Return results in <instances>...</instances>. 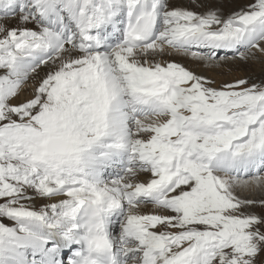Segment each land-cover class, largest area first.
Wrapping results in <instances>:
<instances>
[{"label":"snow or ice","instance_id":"obj_1","mask_svg":"<svg viewBox=\"0 0 264 264\" xmlns=\"http://www.w3.org/2000/svg\"><path fill=\"white\" fill-rule=\"evenodd\" d=\"M190 2L0 0V264H264V81L163 59H256L264 0Z\"/></svg>","mask_w":264,"mask_h":264},{"label":"rangeland","instance_id":"obj_2","mask_svg":"<svg viewBox=\"0 0 264 264\" xmlns=\"http://www.w3.org/2000/svg\"><path fill=\"white\" fill-rule=\"evenodd\" d=\"M250 2L251 0H209L204 2V4L205 7L209 8L214 5V7L220 9L225 15H227L232 11L239 10L240 8L244 7V5ZM189 4L193 7V10L196 9L194 11L201 12L202 8L193 6L190 1ZM174 56L177 57L176 55ZM228 56L232 57L233 54L229 52ZM256 57L257 58L254 60L249 59L247 61H241L238 58H230L226 60V62L228 61V65H222L220 69L209 68L207 71H205L206 73H204L203 76L215 80L217 85L222 82H230L238 78H247L250 83L264 81V54L257 52ZM163 59L165 61H173V59H171L168 55H165ZM184 61L185 60L180 58H178V60H175V62L182 63L183 65ZM197 66L199 67L200 65ZM238 194L248 199H264V189L246 191L244 192V195H241L240 193ZM146 210L148 209H145V211ZM255 211H260V209L257 208L255 209ZM3 222L9 225L11 224V221L8 220H4Z\"/></svg>","mask_w":264,"mask_h":264},{"label":"bare ground","instance_id":"obj_3","mask_svg":"<svg viewBox=\"0 0 264 264\" xmlns=\"http://www.w3.org/2000/svg\"><path fill=\"white\" fill-rule=\"evenodd\" d=\"M189 1L190 0H174V2L177 4V5H180V6H183V7H186V8H188V9H191V10H193V7L189 4ZM206 1H209V0H203V2H206ZM192 8H191V7ZM212 7H214V5L212 6ZM194 10H196V9H194ZM193 10V11H194ZM204 9H202L201 11H203ZM171 59H173V61H175V60H178V58H180V59H183V60H185L184 61V65L187 67V68H189L190 70H192V71H194V72H196L197 74H201V75H204V73H206L205 71H207L209 68H207V67H205V66H203L202 64H198V63H196V62H193V61H191V60H189V59H187V58H185V57H182V56H180V55H176L177 57H175L174 55H168ZM175 59V60H174ZM200 65L199 67L197 66V65ZM264 64V63H263ZM222 65H228V61L226 62V61H222L221 62V66L220 67H222ZM220 67H217L216 69H220ZM246 192V191H245ZM240 194L241 195H244V192H240ZM239 195V194H238ZM242 198H245L244 196H241ZM43 201H37L36 203L37 204H39V203H42ZM147 211V210H146Z\"/></svg>","mask_w":264,"mask_h":264}]
</instances>
